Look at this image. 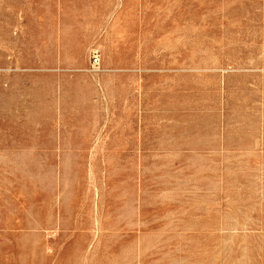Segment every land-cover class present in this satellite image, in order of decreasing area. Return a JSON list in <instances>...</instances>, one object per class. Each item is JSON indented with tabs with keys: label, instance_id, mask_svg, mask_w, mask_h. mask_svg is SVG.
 Listing matches in <instances>:
<instances>
[{
	"label": "rangeland",
	"instance_id": "1",
	"mask_svg": "<svg viewBox=\"0 0 264 264\" xmlns=\"http://www.w3.org/2000/svg\"><path fill=\"white\" fill-rule=\"evenodd\" d=\"M0 264H264V0H0Z\"/></svg>",
	"mask_w": 264,
	"mask_h": 264
},
{
	"label": "built area",
	"instance_id": "2",
	"mask_svg": "<svg viewBox=\"0 0 264 264\" xmlns=\"http://www.w3.org/2000/svg\"><path fill=\"white\" fill-rule=\"evenodd\" d=\"M99 63H100V58H99V56H98V55H94V56H93V65H94V66H98Z\"/></svg>",
	"mask_w": 264,
	"mask_h": 264
}]
</instances>
